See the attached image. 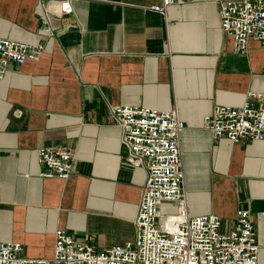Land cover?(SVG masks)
Wrapping results in <instances>:
<instances>
[{
	"label": "crops",
	"instance_id": "0c3cea01",
	"mask_svg": "<svg viewBox=\"0 0 264 264\" xmlns=\"http://www.w3.org/2000/svg\"><path fill=\"white\" fill-rule=\"evenodd\" d=\"M158 1L71 0L70 14L55 15L45 0H0V38L41 46L0 80V241L21 243L20 255L51 257L57 230L97 250L134 238L146 171L126 160L109 107L140 105L175 107L184 124L188 214L216 213L228 231L247 209L264 264V139L214 140L203 127L215 105L264 92V45L232 52L223 0H183L165 17L146 8ZM44 146L71 149L67 180L40 175ZM159 210L165 228L176 205Z\"/></svg>",
	"mask_w": 264,
	"mask_h": 264
},
{
	"label": "built area",
	"instance_id": "2783aa9c",
	"mask_svg": "<svg viewBox=\"0 0 264 264\" xmlns=\"http://www.w3.org/2000/svg\"><path fill=\"white\" fill-rule=\"evenodd\" d=\"M45 1L48 14L72 12L71 0ZM181 2L159 0L146 8L165 17L167 6ZM219 17L222 31L233 39V53H244L252 39L264 45V0H223ZM44 28L52 33L49 27ZM40 51L39 44L0 38V80L10 63L36 60ZM109 110L121 128L126 160L146 171L133 220L134 238L97 250L65 230H57L49 258L20 255L21 243L0 241V264H257L259 246L247 209L236 211V223L228 231L221 230V218L216 213L188 214L180 148L184 124L176 108L110 105ZM203 127L214 140L264 139V92L247 93V99L237 106L215 105L204 115ZM37 158L44 167L42 177H70L71 149L40 147ZM162 202L176 205L175 213L165 215V228L158 224Z\"/></svg>",
	"mask_w": 264,
	"mask_h": 264
},
{
	"label": "bare ground",
	"instance_id": "6f19581e",
	"mask_svg": "<svg viewBox=\"0 0 264 264\" xmlns=\"http://www.w3.org/2000/svg\"><path fill=\"white\" fill-rule=\"evenodd\" d=\"M166 223H168V222L166 221Z\"/></svg>",
	"mask_w": 264,
	"mask_h": 264
}]
</instances>
